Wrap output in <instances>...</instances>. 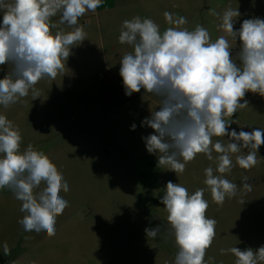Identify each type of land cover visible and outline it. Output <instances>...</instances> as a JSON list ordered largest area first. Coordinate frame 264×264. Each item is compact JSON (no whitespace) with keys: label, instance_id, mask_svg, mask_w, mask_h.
<instances>
[{"label":"rangeland","instance_id":"obj_1","mask_svg":"<svg viewBox=\"0 0 264 264\" xmlns=\"http://www.w3.org/2000/svg\"><path fill=\"white\" fill-rule=\"evenodd\" d=\"M229 7L241 13L234 18V30H239L244 19H264V0H104L95 12L80 17L76 26L61 23L60 13L51 18L56 25L53 33L83 25L85 40L71 48L55 79L40 80L26 97L7 108L0 105V115L20 131L21 151L31 144L56 164L69 185L68 192L60 193L69 206L57 217L54 236L25 232L18 223L25 215L20 211L22 202L8 188L0 189V264H174L178 247L161 203L168 181L179 183L189 193L205 189L204 198L209 202L206 216L217 224L204 264H235L236 257L227 250L246 235L245 231L256 239V248L264 245V145L251 169L235 164V156L246 154V150L232 155L234 166L223 175L237 184V192L219 205L204 184V170L216 168L219 154L213 151L211 161L198 154L183 173H175L167 165V171L159 172L153 163H158L160 154H150L142 139L154 130L141 126L144 118L158 110L150 102L155 96L143 89L127 96L119 74L121 58L133 51L132 46L119 42L124 20L150 18L160 29L165 24L163 31L174 26L164 17L165 12H171L174 17H186L182 27L194 30L201 25L215 40L226 35L219 25ZM212 9L219 15H212ZM2 19L0 13V22ZM229 43L233 58H237L239 40L229 38ZM11 70V64L0 65V79ZM108 81L118 90L114 105L121 108L117 116L106 119L96 111L102 103L99 88ZM244 100L248 106L227 118L232 121L229 131L264 129V97L248 92ZM138 107L146 110L143 118L136 115ZM134 123L136 128L131 130ZM227 139L212 138L213 143L221 140L225 144ZM245 177L251 191L243 188ZM44 187L42 182L34 192ZM226 218L251 223L246 229L234 224L226 232ZM156 225H160L158 236L147 237L145 229ZM5 243L8 255L4 254Z\"/></svg>","mask_w":264,"mask_h":264},{"label":"clouds","instance_id":"obj_2","mask_svg":"<svg viewBox=\"0 0 264 264\" xmlns=\"http://www.w3.org/2000/svg\"><path fill=\"white\" fill-rule=\"evenodd\" d=\"M104 0H0V65L11 64L12 70L0 79V105L7 108L44 78L55 79L64 68L71 48L85 40L84 26L73 31L53 33L56 25L51 18L60 13V22L76 26L80 17L95 12ZM212 15H219L214 9ZM238 9L227 8L219 27L226 33L212 40L208 29L197 25L194 30L182 27L186 17H174L165 12L169 25L161 31L150 18L135 16L124 20L119 42L132 46L120 60L119 74L125 94L131 96L143 89L159 99L158 110L144 118L141 126L154 133L142 137L150 154L159 153L158 163L167 165L175 173H183L186 164L198 154L213 160L215 169L205 168L204 184L212 200L222 205L226 197H233L237 184L223 174L235 164L251 169L257 153L264 145V129L229 131L237 110L248 106L246 93L264 97V19H244L234 30ZM229 38L240 42L237 58L232 56ZM237 59L239 63H237ZM36 97L38 92L34 91ZM243 100V102H241ZM136 124L131 125L135 130ZM228 137L213 143V137ZM22 136L5 115H0V189L8 188L22 202L25 213L18 221L25 232L56 234V221L69 206L60 193L69 185L56 164L31 144L20 150ZM219 173V175L214 174ZM245 177L243 188L251 191ZM45 187L34 192L41 183ZM204 188L189 193L179 183L168 181L161 203L168 213L178 251L174 264H204L206 250L216 235L217 221L206 216L209 202ZM160 225L145 229L147 237L156 238ZM4 254H10L5 243ZM225 250L221 249L223 253ZM235 257V264H264V245L253 250L232 247L227 250Z\"/></svg>","mask_w":264,"mask_h":264},{"label":"crops","instance_id":"obj_3","mask_svg":"<svg viewBox=\"0 0 264 264\" xmlns=\"http://www.w3.org/2000/svg\"><path fill=\"white\" fill-rule=\"evenodd\" d=\"M134 15V14H132ZM143 16L147 15L146 13L142 14ZM135 16V15H134ZM166 25H162V28H164ZM161 28V29H162ZM112 75L116 74L115 70H112ZM100 94H101V106L98 109V111H96L97 116H104L106 119L117 116L116 113L118 110H120L121 107H116L115 104V99L118 96V90L116 89V86L113 82L108 81L106 83L103 84V86H101L99 88ZM152 103L153 106H155L156 108H158L159 106V99L157 97H155L154 99H152L150 101ZM136 115L137 117H141L143 118L144 116H146V110L143 109L142 107H138L136 110ZM161 155V154H160ZM152 166V165H151ZM153 167L154 168H158L160 169V171H167L166 165H160L159 163L155 162L153 163ZM161 167V168H159ZM165 167V168H164ZM251 222H247V221H235V220H229L228 218H226V232H228V230L231 228V226H233L234 224H237L241 227V229H246ZM246 235H244L243 237L239 238L238 242L236 245H234V247H238L241 250H245L247 248H252L253 250L258 249V246L256 248V244L255 241L256 239L253 238V236L249 237L247 231H245Z\"/></svg>","mask_w":264,"mask_h":264},{"label":"trees","instance_id":"obj_4","mask_svg":"<svg viewBox=\"0 0 264 264\" xmlns=\"http://www.w3.org/2000/svg\"><path fill=\"white\" fill-rule=\"evenodd\" d=\"M0 261H3V258H2V256H0Z\"/></svg>","mask_w":264,"mask_h":264}]
</instances>
